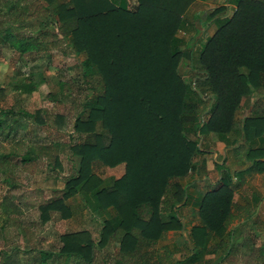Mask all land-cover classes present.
<instances>
[{"label":"trees","instance_id":"obj_1","mask_svg":"<svg viewBox=\"0 0 264 264\" xmlns=\"http://www.w3.org/2000/svg\"><path fill=\"white\" fill-rule=\"evenodd\" d=\"M194 1L138 0L131 8L126 0H0V44L7 43L18 58L64 46L86 52L80 64L89 91L87 114L73 120L72 130L82 139L70 147L80 156L77 170L49 198L34 189L22 193L17 203L7 196L0 200V228L5 234L9 228L23 233L22 254L32 264L61 256L77 264H106L98 253L112 242L117 244L113 264H180L163 255L158 242L168 230L182 227L179 212L188 198L182 180L202 153L200 139L209 133L227 142L230 135L238 137L235 149L249 165L233 174L222 167L215 187L200 197L189 261L224 249L226 257L231 254L237 227L227 229L238 220L233 193L244 174L264 172V146L252 148L254 138L264 142V0H226L235 9L216 19L217 29L198 50L199 75L187 84L178 73L183 52L177 32ZM42 82L35 72L11 83L15 101L0 107V126L9 121L5 134L15 128L13 117L29 115L20 109V93L35 91ZM254 93L258 97L249 113L238 119L242 97ZM54 118L63 120L56 115L48 121ZM21 149L17 144L0 152L1 173L36 160L31 150ZM11 156L20 161L11 162ZM51 157L48 166L55 169L57 159ZM120 163H125L124 174L111 183L104 184L95 172ZM78 193L87 209L108 213L97 238L77 231L61 236L58 251L45 250L43 238L33 240L35 234L21 223V207L37 208L42 223L54 215L65 219L72 214L65 202ZM4 237L0 264H18L22 248L16 243L9 247Z\"/></svg>","mask_w":264,"mask_h":264},{"label":"rangeland","instance_id":"obj_2","mask_svg":"<svg viewBox=\"0 0 264 264\" xmlns=\"http://www.w3.org/2000/svg\"><path fill=\"white\" fill-rule=\"evenodd\" d=\"M197 2L203 3V5L200 4L201 13L192 12L189 9L190 5L183 17V27L177 32V37L181 41L180 49L183 52L178 73L186 80L187 84L192 83L194 77L199 75L198 50L217 29L216 19L231 16L235 9L234 4L226 0H201ZM221 7L225 9L219 11ZM0 47V88H2L0 107L2 109L11 107L15 101L17 93L12 90V82L13 86L20 77L30 76L35 72H40L43 79L37 90L20 93V109L27 111L29 115L22 114L19 117L18 114L13 117L12 121L15 128L7 133V137H5L7 135L5 133L9 130V121L4 120L1 123L0 152L8 153L13 146L18 144V147H22L23 152L31 150V156H35L36 160L24 168L18 163L19 157L11 156L9 158L11 162H17L19 166L13 168L12 173H9L10 171L8 173L0 172V200L7 196L14 199V203H17V199L22 197V193L34 189H42L43 197L49 198L55 194L56 190L63 188L64 182L75 173L79 166L80 156L75 155L70 147L82 139L78 133H74L72 130L73 120L78 115L85 116L87 114L84 102L89 91L87 83L83 79V68L80 64L86 58V52L78 54L64 48V46L62 48H48L42 52L32 51L24 54L22 58H18V53L10 49L7 43L2 42ZM257 97L255 93L242 97L237 112L238 119H242L249 113V107ZM204 99L206 102H211L209 96ZM208 106L209 103L201 109V113L206 111ZM56 115L63 116V120L54 118L53 122L48 121L49 117ZM41 120L45 122H40ZM4 129L5 132L3 133L2 130ZM212 135L216 137L214 133H209L204 136L203 140L200 139V143L201 149L207 151L211 149L212 153L209 154L212 155L204 158L206 163L208 162V165L213 167L212 163L215 158L213 152L215 150L209 142ZM261 146H264L263 140L254 138L252 148ZM49 154L57 159L58 165L55 169L48 166L47 157ZM233 154L232 152L229 153L231 157ZM240 155L242 161H247L242 152ZM231 157L228 158L227 165L230 170L234 168L235 163L238 164ZM197 158L198 156L191 161L192 166L199 164ZM218 160L221 161V158ZM223 165L225 164L223 163ZM123 167V164L114 168L104 167L95 170V172L103 179L104 184L108 181L111 183L122 175ZM211 172L214 180L212 183H216L219 171L215 168ZM250 176L251 179L247 180L245 186L242 187V185L233 193L232 200L236 206L234 214L238 220H235L227 229L229 231L235 226L237 227L230 248L231 254L226 257V250H221L217 254L209 255L207 263L201 261L198 264H264V174H251ZM197 182L200 183V181ZM197 188L202 191L206 190V187ZM19 199L21 200V198ZM65 203L70 207L72 214L65 219L54 215L45 223L41 222L40 211L37 208L21 207L19 216L21 223L24 227H28L29 232L35 234L33 240L37 236L43 238L45 250L58 251L62 246L61 236L77 231H87L91 237L96 239L103 220L108 218L107 212H94L92 209H87L79 193L72 195ZM193 212L194 209L187 206L183 207L179 214L192 217ZM1 219L0 212V226ZM188 232L189 225L186 224L181 231L168 233L169 235L167 234L166 238L159 243L160 246H168L165 248L169 251L166 255L167 258L177 260L193 251L191 249L193 244L191 245L189 242ZM6 233L0 228V249L4 245L2 239L5 238L4 235L10 243L9 247L12 243L23 247L25 240L23 233L20 234L14 228H9ZM101 249L98 253L99 256L105 258L106 264H113L117 244L112 242ZM23 251L22 248L18 253V264H32L23 256ZM222 255L225 260L219 261L218 256ZM45 264H77V260L75 258L66 259L61 256V259H57V261L48 260ZM151 264H155V261Z\"/></svg>","mask_w":264,"mask_h":264},{"label":"crops","instance_id":"obj_3","mask_svg":"<svg viewBox=\"0 0 264 264\" xmlns=\"http://www.w3.org/2000/svg\"><path fill=\"white\" fill-rule=\"evenodd\" d=\"M197 1H201V0H196L195 2H193L189 9H191L192 12H194V13H196V12L201 13L202 8L200 7V4L203 5V3L202 2H197ZM126 4L129 7H131V8H135V7L138 6V0H126ZM187 11L185 13H187ZM184 15H183V17H184ZM208 138H209V136L207 137V139ZM228 139L230 140L229 142H227L225 139L219 137L218 135H216V137L212 135V137H211L209 142L212 144V147H214V150H215L213 152L214 153L213 155L215 157L213 159V163H212L213 167H212V165H208V162L206 163L205 158H204L205 156L212 155V154H209V153H212L211 149L208 150V151L204 150V149H201L202 153L200 155H198V158H197V160L199 161V164L197 166H194V168L191 170L190 175L182 180V185L187 187L188 198H187V203L184 204L181 207V209L183 207H187V206L192 207L194 209L193 216L192 217H188L186 214L182 215V213H181V216H182V227H180L178 229H174V230H168L167 234L168 233L171 234V233L179 232L182 229H184L185 225L187 224V225H189V232H188L189 233L188 234L189 235V242L192 245L193 243L191 242V229H192V227L194 225L199 223L198 214H197V217H196V213L198 212V205H199L200 197L208 189L213 188L216 185V183H212L214 180L212 179V176H211L212 172L211 171L213 169H215V168L218 169L219 175L216 177V182H217V180L220 178V175H221L220 169L222 167L228 169V167H227L228 158L231 157L229 155L230 152L234 153L231 158H233L238 163V164L235 163L234 168H232L233 170L229 169L230 173L233 174V172L236 171V170H243L244 168H246L249 165L248 161H242L241 160V155H240L239 151H237V149H235L238 137H236L235 135H230L228 137ZM214 144L216 145V147H215ZM200 148H201V143H200ZM216 150H218V151H216ZM220 158H221V161L218 160ZM223 163L225 165H223ZM121 164L124 165L123 173H122V175H123L124 171H125V163H120V164H118L116 166H121ZM111 168H114V167H111ZM251 174H259L260 175V174H264V173H262V172L261 173L260 172H258V173L257 172H255V173L254 172L253 173L250 172V173L244 174V179L242 180V183L238 186V188L241 187L242 185H243L242 187L245 186V184L247 183V180L251 179V176H250ZM197 181H200V183L197 182ZM233 181L236 182L237 181L236 178H234ZM203 182H205V183H203ZM197 187H206V190L202 191V190H199ZM238 188H237V190H238ZM194 213H195V215H194ZM188 218H190V219H188ZM186 221H188V222H186ZM185 222H186V224H185ZM167 234H166V236H167ZM161 241L162 240H160L158 242V248L160 249V252H162L163 255L166 256L169 251L167 249L165 250V248H167L168 246L167 245L160 246L159 243ZM211 241L209 242V245L212 244ZM194 248H195L194 245H192L191 249H193V251H191V253L189 255H187V256H185L183 258L177 259V260H173V261H175V262L178 261L180 264H198L201 261H204V263L205 262L207 263L208 262L207 261L208 260L207 257L209 255H214L213 253L212 254H206L201 259L197 258V260L190 262L189 259L193 255Z\"/></svg>","mask_w":264,"mask_h":264}]
</instances>
